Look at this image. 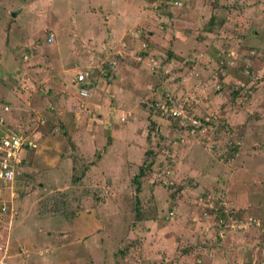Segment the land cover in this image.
<instances>
[{"label":"rangeland","instance_id":"374dc122","mask_svg":"<svg viewBox=\"0 0 264 264\" xmlns=\"http://www.w3.org/2000/svg\"><path fill=\"white\" fill-rule=\"evenodd\" d=\"M177 1L0 0L4 123L35 145L4 263L264 264V230L216 224L264 219V0Z\"/></svg>","mask_w":264,"mask_h":264},{"label":"built area","instance_id":"2783aa9c","mask_svg":"<svg viewBox=\"0 0 264 264\" xmlns=\"http://www.w3.org/2000/svg\"><path fill=\"white\" fill-rule=\"evenodd\" d=\"M169 1L174 5L179 4L177 0ZM158 6H153V8L157 9ZM138 33L139 31L137 30L136 32H132L130 34L133 37H136ZM51 40L52 34H48L46 42H50ZM141 46L145 47V44L142 43ZM90 75L89 69H85L78 71L73 79V83L77 84V93L80 97L88 96L89 84L90 87H92ZM158 106L161 111H166L170 116L180 119L179 123L183 125V120L187 116H185L180 110L168 107L165 103ZM7 110V105H0V220L6 219L8 221L16 215L15 202L19 196L18 189L14 186V181L19 178L23 164L27 162V160L25 162L27 150L35 145L23 132H16L13 131L12 128L6 127L4 123V115L1 111L5 112ZM121 120H123V118H121ZM188 126L191 127L190 132L192 133L194 132V129H198L200 131L203 130L202 124L197 122L195 118L188 122ZM211 206L212 205L209 204V207ZM216 224L219 227L217 234L219 237H223L225 227H229L231 231L238 229L246 230L251 226L264 230V219L256 220L248 218L239 222L232 219L229 224H224L223 220L218 219ZM0 264L6 263L0 260Z\"/></svg>","mask_w":264,"mask_h":264},{"label":"trees","instance_id":"16d2710c","mask_svg":"<svg viewBox=\"0 0 264 264\" xmlns=\"http://www.w3.org/2000/svg\"><path fill=\"white\" fill-rule=\"evenodd\" d=\"M160 7V6H159ZM161 11V10H160ZM48 36V35H47ZM51 42V41H50ZM170 53L168 52V55H169ZM167 55V56H168ZM170 56H171V54H170ZM92 84H93V82H92ZM92 89V87H89V90H91ZM0 105H6V102H1L0 101ZM8 108H9V106H8ZM8 112V110L7 111H5V112H3V111H1V113L4 115V116H6V113ZM149 167H150V164L149 163H142V164H140L139 166H138V169H137V173L136 174H134L133 175V177L131 178V182H134V183H138V181H139V179L145 174V172L149 169ZM83 177L84 176H82L80 179H76V182L78 181V183L79 182H81L82 180H83ZM82 183V182H81ZM135 191L136 192H138L139 191V187H138V185L135 187ZM137 199V198H136ZM137 203V202H136ZM219 219H221V218H219ZM221 220H225V219H221Z\"/></svg>","mask_w":264,"mask_h":264},{"label":"crops","instance_id":"0c3cea01","mask_svg":"<svg viewBox=\"0 0 264 264\" xmlns=\"http://www.w3.org/2000/svg\"><path fill=\"white\" fill-rule=\"evenodd\" d=\"M1 38H2V32H1V30H0V41L2 42V44H3V41L1 40ZM4 45V44H3ZM5 48V47H4ZM92 83V82H91ZM70 84H74L73 83V79H71L70 80ZM93 86H94V84H92V88H93ZM82 181H84V179L82 180ZM89 181V180H88ZM90 181H94V180H90ZM89 181V183H91ZM242 250L244 251V250H246V248L245 247H242ZM216 260H219V259H217V258H215V257H212L211 259H210V261H209V264H215L216 263Z\"/></svg>","mask_w":264,"mask_h":264},{"label":"water","instance_id":"95a60500","mask_svg":"<svg viewBox=\"0 0 264 264\" xmlns=\"http://www.w3.org/2000/svg\"><path fill=\"white\" fill-rule=\"evenodd\" d=\"M89 87H90V84H89Z\"/></svg>","mask_w":264,"mask_h":264}]
</instances>
